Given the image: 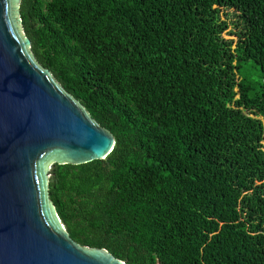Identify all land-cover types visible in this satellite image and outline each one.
Instances as JSON below:
<instances>
[{"label": "trees", "instance_id": "1", "mask_svg": "<svg viewBox=\"0 0 264 264\" xmlns=\"http://www.w3.org/2000/svg\"><path fill=\"white\" fill-rule=\"evenodd\" d=\"M19 12L37 63L116 139L52 169L69 236L127 264H264V0Z\"/></svg>", "mask_w": 264, "mask_h": 264}, {"label": "water", "instance_id": "2", "mask_svg": "<svg viewBox=\"0 0 264 264\" xmlns=\"http://www.w3.org/2000/svg\"><path fill=\"white\" fill-rule=\"evenodd\" d=\"M20 2L0 0V264H127L76 243L49 199L55 164L104 160L116 139L37 63Z\"/></svg>", "mask_w": 264, "mask_h": 264}, {"label": "rangeland", "instance_id": "3", "mask_svg": "<svg viewBox=\"0 0 264 264\" xmlns=\"http://www.w3.org/2000/svg\"><path fill=\"white\" fill-rule=\"evenodd\" d=\"M20 27H21V30H22V33H23V28H22L21 24H20ZM227 36L230 37L229 34H227ZM50 176H51V175H50Z\"/></svg>", "mask_w": 264, "mask_h": 264}]
</instances>
